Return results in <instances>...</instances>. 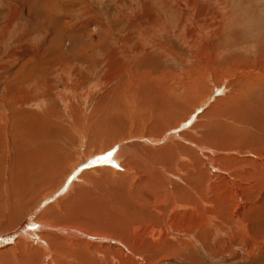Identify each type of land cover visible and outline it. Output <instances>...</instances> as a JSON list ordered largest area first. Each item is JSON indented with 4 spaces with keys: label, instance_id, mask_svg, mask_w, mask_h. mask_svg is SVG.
I'll list each match as a JSON object with an SVG mask.
<instances>
[{
    "label": "rangeland",
    "instance_id": "1",
    "mask_svg": "<svg viewBox=\"0 0 264 264\" xmlns=\"http://www.w3.org/2000/svg\"><path fill=\"white\" fill-rule=\"evenodd\" d=\"M36 117L71 140L21 198ZM259 118L264 0H0V264H264Z\"/></svg>",
    "mask_w": 264,
    "mask_h": 264
},
{
    "label": "bare ground",
    "instance_id": "2",
    "mask_svg": "<svg viewBox=\"0 0 264 264\" xmlns=\"http://www.w3.org/2000/svg\"><path fill=\"white\" fill-rule=\"evenodd\" d=\"M197 80H199V79H197ZM158 86L159 85L156 84V82L153 81V82H151L150 88H153V89L157 90ZM160 94L163 95L164 93H162L160 91H158V93L157 92L148 93V98H151V99L154 98L155 99ZM168 94L170 96H173V95H171V93H169L168 90H166V95H168ZM151 99H150V101H151ZM154 99H153L152 102H154ZM171 100H172V103H173L174 99L171 98ZM176 100L177 99H175L174 102ZM147 101L149 102V100H147ZM175 104H176L175 107L177 108V105H179V104H177V103H175ZM175 104H173V105H175ZM158 105L160 106V104H158ZM150 106H154V105H150ZM159 106H156V107L159 108ZM163 106H165V105H162V107ZM167 107H172V106L169 105ZM163 108H161V106H160V108H159L160 112H161V109L162 110H166V109H163ZM159 109H158V113L160 114ZM179 109H181V108H179ZM171 112L173 113V111H171ZM164 113H162V114L164 115ZM175 113L176 112L174 111L173 114H175ZM167 114H170V113L167 111ZM167 114L165 113V115H167ZM176 115H175V117H176ZM167 116L170 117V120H172V121H173V119H175V118H172V116H170V115H167ZM167 116H164V117H167ZM164 117H162V118H164ZM167 120H164V122L166 121V122L170 123V121L169 120L167 121ZM260 120H261L262 124L259 127H255L252 124V120H251L249 122L248 126L246 128H244V130H243L244 144H246V140L248 142H251L252 141L251 140L252 137L256 138V140L254 142H252L254 145L257 146V150H252V152L255 153V154L260 152V151H262V150H264V148L262 147V146H264V119H260ZM100 122H102V121H100ZM103 122H104V125L102 123L103 127L101 125H96L97 131L114 132L113 127L111 126V124L108 121H103ZM156 132H157V130H156ZM15 134H16V138L18 137L20 139V141L14 143V148H15L14 150L16 152L15 169L17 170L16 173L17 172L19 173V176L16 178V183H17L16 184V190L18 192V195L21 198H23V197H25L26 193L27 194L30 193L32 188L35 187L34 185H35V183L37 181L44 180V178H46L47 176H52V174L54 172V169L51 167V165L52 164H60L61 163L62 155H60L58 151H59V148H61L63 146L62 143L60 145H57V144L55 145L53 140H54L55 137L61 138V139L64 140V137H66V136L63 135V134L56 135L55 133H53V127L51 126V123L49 121L44 120V119H40V118H37V117H36V119L33 118L32 121H29L28 123H26L24 125H22V124L18 125L17 128H16V131H15ZM236 136L238 137L239 135L237 134ZM107 137H108V139H107L106 144L107 145L112 144V142L114 140L112 142H111V140L115 138V135H108ZM66 138L68 139L69 136L66 137ZM236 138L234 137L233 141ZM57 140H58L57 142H61L62 141L60 139H57ZM68 140H71V139H68ZM2 149H3V147L0 144V151ZM122 155H120V156H122ZM63 156H64V154H63ZM115 157H117V156H115ZM0 159H1V157H0ZM96 159L95 158H90L88 161L96 162L97 161ZM0 164H1V162H0ZM66 187H67V184H65V183H60L59 186H58V188L60 190H62V191H64L66 189ZM10 191L11 190L9 189L8 192H10ZM21 222H23V221H21ZM24 224H26V221H25ZM28 224H29V222H28ZM29 226L31 227L29 230H28V228L21 230L23 232V234H27L28 235V234H30L29 232H32L33 234L31 233L32 235H28V237L29 236L32 237V238L37 237V232L36 231L41 230V226L39 228H35V227H38V226H32L30 224H29ZM14 227H18L16 223L14 224ZM20 227H22V226H19L18 228H20ZM18 232H20V231H18ZM18 232L15 231V232H13L12 234H9V235L0 234V244H2V243L4 244V241H6L8 238L14 236ZM15 237H17V236H15Z\"/></svg>",
    "mask_w": 264,
    "mask_h": 264
}]
</instances>
